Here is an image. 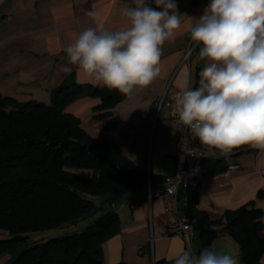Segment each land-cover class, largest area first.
<instances>
[{
	"label": "trees",
	"instance_id": "1",
	"mask_svg": "<svg viewBox=\"0 0 264 264\" xmlns=\"http://www.w3.org/2000/svg\"><path fill=\"white\" fill-rule=\"evenodd\" d=\"M200 71L197 65L195 89ZM83 96L100 98L92 108L96 119L110 115L125 98L106 86L76 81L55 87L49 102L18 100L0 91V230L8 232L0 238V255H9L1 264H104L103 243L119 229L116 205L127 195L133 196L132 205L145 198L148 180L152 194L163 189V175L134 163L112 138L90 135L66 111ZM106 127L119 128V123ZM248 150L247 145L236 148L231 161ZM231 161L199 159L204 175L226 171ZM197 188L187 187L184 200L179 193L181 213L197 240L191 251L199 255L216 239L229 237L237 243L243 264H257L264 252V221L255 200L211 216L198 208ZM60 227L66 230L62 235L31 239V233Z\"/></svg>",
	"mask_w": 264,
	"mask_h": 264
},
{
	"label": "crops",
	"instance_id": "2",
	"mask_svg": "<svg viewBox=\"0 0 264 264\" xmlns=\"http://www.w3.org/2000/svg\"><path fill=\"white\" fill-rule=\"evenodd\" d=\"M148 3L156 8L152 0ZM175 3L184 34L163 45L160 74L148 88L120 100L105 118L92 116L93 106L100 102L97 96L79 97L66 106V111L78 117L90 135L112 138L134 163L163 176L175 168V140L180 125L171 118L167 106L157 112V102L162 97H174L183 88L186 77L189 87L195 90V67L199 65L202 70L207 65V60L199 62L196 55L186 59L184 55L192 44L188 28L194 22L189 18L198 20L210 0ZM129 6H133L132 0H0V91L18 100L49 102L52 90L59 85L71 81L96 84L69 63L64 49L71 43L73 33L94 26L87 12H96L106 28L115 30L126 24L122 10ZM114 121H118L119 128L106 127ZM233 162L236 167L205 175L197 188L198 208L218 216L225 209L255 200L264 221V150L251 147ZM132 199V195H127L115 207L119 229L103 243L104 264H153L174 260L182 250L196 249L195 236L187 244L180 234L168 229L181 213L182 201H178V212H169L160 192L150 201L143 198L132 205ZM211 249L231 252L243 264L237 243L229 237L216 239ZM257 264H264V252Z\"/></svg>",
	"mask_w": 264,
	"mask_h": 264
},
{
	"label": "clouds",
	"instance_id": "3",
	"mask_svg": "<svg viewBox=\"0 0 264 264\" xmlns=\"http://www.w3.org/2000/svg\"><path fill=\"white\" fill-rule=\"evenodd\" d=\"M152 2L156 8L148 0H132L133 6L122 10L126 24L115 30L87 12L94 26L72 34L64 49L69 63L128 98L148 88L160 74L163 45L184 34L175 0ZM189 19L194 22L189 38L200 46L199 59L209 63L195 90L185 78L172 114L209 156L246 145L264 150V0H210L198 20ZM173 259L174 264H239L231 252L216 249L199 255L182 250Z\"/></svg>",
	"mask_w": 264,
	"mask_h": 264
},
{
	"label": "built area",
	"instance_id": "4",
	"mask_svg": "<svg viewBox=\"0 0 264 264\" xmlns=\"http://www.w3.org/2000/svg\"><path fill=\"white\" fill-rule=\"evenodd\" d=\"M195 46L196 44L193 42L190 44L187 51L185 52V59L191 55ZM173 99L174 97L170 99H164L162 97L157 102V112L163 105L167 106L171 118L180 125V133L175 140V168L171 173L164 175L163 189L160 192V195L164 201L165 210L169 212L177 211L180 192H182V200H184L185 193L183 191L187 187H198L202 184L205 175L202 172L199 159L202 156H209L207 155V149L205 146L200 144L198 138H196L188 128L179 122L178 117L172 114ZM185 148L191 151L192 154L186 152ZM215 156L223 158L227 161H231L232 152L227 155L216 153ZM236 166L237 165L231 161L228 164V169ZM153 195L154 194L151 192L150 183L148 180L145 197L146 200L150 201ZM168 229L169 231L180 234L187 244H189L194 237L192 224L187 221L186 217L182 213L178 214L176 220L169 224Z\"/></svg>",
	"mask_w": 264,
	"mask_h": 264
},
{
	"label": "rangeland",
	"instance_id": "5",
	"mask_svg": "<svg viewBox=\"0 0 264 264\" xmlns=\"http://www.w3.org/2000/svg\"><path fill=\"white\" fill-rule=\"evenodd\" d=\"M199 47L200 46H195V48L193 49V53H191V56H195V59H198L199 61V57H198V52H199ZM202 60H200L199 62H201ZM209 61L206 62V64H208ZM154 135V130H152V133L150 135V143L152 142V138ZM150 156V149L148 148V157ZM80 172L82 173H89V170L86 169H79ZM66 230L63 229V227L61 228H53V229H48L42 232H34L31 233V239H37L38 241H44L47 238H49L50 236H54V235H62L65 233ZM68 232V231H67ZM4 237H8V232L6 230H0V238H4ZM9 257V255H0V264L3 263L4 261H6V259Z\"/></svg>",
	"mask_w": 264,
	"mask_h": 264
}]
</instances>
